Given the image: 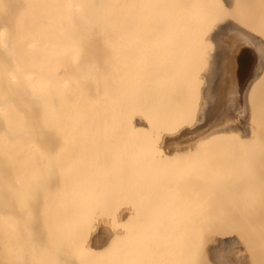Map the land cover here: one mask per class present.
Wrapping results in <instances>:
<instances>
[{"label": "bare ground", "instance_id": "6f19581e", "mask_svg": "<svg viewBox=\"0 0 264 264\" xmlns=\"http://www.w3.org/2000/svg\"><path fill=\"white\" fill-rule=\"evenodd\" d=\"M132 2L133 0H0V264H135L133 262L136 258V264H168V255H171L170 264L175 261H178V264H189L190 256L196 250L194 249L193 253L188 252L185 246L190 236L185 238L186 235L182 231L186 233L188 228L192 230L191 225L193 226L197 219L206 224L208 217L215 214L209 204H204L209 208H205L203 204H199L200 207L194 204L198 207H195L197 212L200 210V215L196 210H190L194 217L195 213L197 216L194 224H187V218H191L188 213L191 212L186 211L184 215L185 209L182 208L189 210L193 201L186 204L185 196L180 195L185 194L181 189H177L180 190L178 195L173 194L178 193L175 191V185L187 193L186 189L192 184H188V187L183 185L188 178L182 180L181 175L188 177L189 171H186V175H183L186 172L177 171L180 166L176 165L174 159H178L180 151L190 152L197 140L209 136L210 134L203 133L213 124L231 125L244 117L245 94L249 95V88L255 79L261 51L245 33L240 34L234 30L227 33V28L224 35L222 32L218 33L217 38L224 42L227 49L224 51L227 55L226 74L221 77L218 96L210 102L212 106L217 102L218 105L214 111H208L204 125L187 127V102L183 110L177 109V103L172 106L171 112L166 114L165 108L158 100L159 88L167 85L164 75L160 74L159 77L148 81V96L140 90V75L136 73L135 67L138 61L134 62L133 58H130L132 42L129 35L135 29L140 31V28L134 25L135 6ZM142 2L143 0L140 1ZM141 21L143 20H137ZM161 38L163 41L164 37ZM223 67L224 65L220 69L222 72ZM151 86L154 89L153 94L150 92ZM172 94L169 89L166 95L168 103ZM150 99L156 103L154 108L148 110L143 103ZM143 133L149 140L161 142L166 146V150L160 149V156H154L156 151L148 149L150 141H145L144 145V142L139 140ZM174 144L184 147L174 149ZM263 144L264 142L260 141V151H264ZM165 154L173 155V160H167ZM123 157L129 159L126 173L132 177L126 173L121 174L120 169L123 170L122 166L125 165L123 163H127ZM144 158L147 161L149 159L153 166L149 161L145 162ZM187 158L189 161L184 165L185 169H189L193 163L190 161V153ZM116 159L118 163H114ZM120 159H123V163ZM112 160L111 165L117 170L109 169L112 168L109 162ZM156 166H159L158 169ZM168 166L176 173L170 174L169 169H165ZM83 171L85 173L82 175ZM78 173L81 174L79 179L75 175H79ZM197 173L208 175V172ZM123 176H129V181L127 177L124 180ZM189 177L193 178L191 175ZM177 184L180 185L177 187ZM39 185L41 186L38 187ZM81 185L86 189H81ZM126 185L128 188L132 187L131 191L126 189ZM183 186H186V189ZM97 189L101 191L98 192ZM80 190L84 191L86 200L82 198ZM261 190L264 192L263 189H260V192ZM95 191L100 196L93 193ZM84 193H88V196ZM105 193L110 201L107 197L103 199ZM76 196L80 198L77 199ZM86 196L88 203L95 197L96 204L93 203L94 199L91 202L93 206L89 207ZM262 196L260 198H263ZM178 197L184 199L183 202ZM76 199L81 201L79 205ZM84 201L88 206L85 203L83 206L80 204ZM260 203L259 207H263L264 202ZM31 205L36 206L33 211L30 209ZM260 210L258 212L264 214ZM221 214L223 213L216 212L214 217ZM239 216L237 221H241L240 218L243 217L245 220H242L246 221L245 215ZM250 216L257 218L255 215ZM33 218L41 226L31 234L29 220ZM201 218H206V221ZM254 218L252 221L257 225L258 221ZM249 220L252 222L250 218ZM183 221L186 222L184 225L189 227L183 226ZM109 223H113L115 227ZM197 225L200 227V223ZM204 225L201 224L203 227ZM254 226L255 224L253 228ZM131 228L134 232H130ZM140 228H143V231ZM227 228L224 233L219 229H205L206 232L209 231L205 233V245L216 241L213 240L214 235L217 240L220 239L219 236L226 238L220 239L222 243L220 240L213 244L210 242V246L207 245L208 248L203 249L204 259L210 264H245L248 260L245 262L240 254L241 247L237 243L239 241L233 236L227 238L235 228L228 229L229 231ZM190 230L186 234L193 233ZM235 232L239 234L240 231ZM182 233L185 236L182 237ZM224 234L227 236L224 237ZM26 235L31 244L24 247L22 243ZM127 237L130 243H127ZM258 237L259 234L256 239ZM142 239L146 241L141 242ZM118 240H122L123 244ZM126 244H130V247L128 245L125 248ZM149 244L156 247L151 248ZM173 244L178 247L177 250ZM247 244L246 249L252 251ZM128 249H135L136 252L132 251V255ZM158 249L162 251L158 252ZM171 249L176 251L175 258L167 253L171 252ZM153 251L158 252V256H155ZM122 252L131 255L130 258L134 256L131 258L134 261H124L129 257H125ZM160 253L163 257H160ZM172 258L177 259L173 261ZM254 260L250 259L252 263Z\"/></svg>", "mask_w": 264, "mask_h": 264}, {"label": "rangeland", "instance_id": "374dc122", "mask_svg": "<svg viewBox=\"0 0 264 264\" xmlns=\"http://www.w3.org/2000/svg\"><path fill=\"white\" fill-rule=\"evenodd\" d=\"M140 1L141 0H133V2H132V4L135 6V9H133L134 25L135 26L137 25L140 28V31L137 32V30L135 29L129 35L131 37L130 42H132V48L130 49L131 50L130 52H132V54H130V53L129 54L131 55L130 58L131 59L133 58V61L134 60L138 61V62L136 61L137 66H135L134 63H133V66L136 67V73L138 75H140V77H139L140 84H141L140 90L144 91L147 94L148 93V89H147L148 81H152L156 77H159L160 74L164 75L166 77V79L164 81L167 83V85L164 84L159 88L160 89L159 90L160 96H158L159 97L158 100L161 101L160 103L162 104V107L165 108L166 114L171 112L172 106L174 104L178 103L177 109L179 108V110H183V108H185L186 104L188 103V105H189L188 110L189 111H188V117L186 118L187 127H194L196 125L199 126L201 124L204 125V123L207 119L208 111L211 109H213V111H214L218 105V102H217L216 104L213 103V106H212V105H210V102H211V99L216 98V96H218V94H217L219 92L218 87L220 88V86H221L220 80H221V77L222 76L224 77L226 74L225 68L227 65V60H226L227 55L224 54V51L227 49L225 48L224 42L217 38L218 33L220 34L222 32V35H224L226 33L225 28L228 29L227 33H229L230 31L233 32V30L237 33H240V34L245 33L248 36H250V38L256 43V46L258 47L259 51H261L260 63L258 64L255 79L252 81L251 87L249 88V95L245 94L246 100H245V105L243 108V111H244V117L242 118L243 120L238 119L236 121V123H233L231 125H224L223 124L220 126L219 125L216 126L215 124H213L209 130H207V131L205 130V132L203 133L204 135L206 133H208L210 135L207 136L206 138L200 140V141L197 140L196 144H193V146H194L193 150H191L190 152L187 150L180 151L178 159H174V160H176L175 161L176 165L180 166L179 169L177 168V171H181L182 173L189 171V174L186 172V173H183V175L188 174L189 176L191 175L193 178H191L189 176L187 177V175L185 177H183L181 175V177H182V180H183V178L189 179L188 182H187L188 179L185 180V184H183V185L187 186L188 184L189 185L192 184V186H189V187L187 186L189 189L188 188L186 189V186H183V187H185L186 190H188L186 193L183 188H180V186H179L180 184H177V187L178 186L179 187L176 188V185H175V189H176L175 191H177L178 193L177 194L172 193V194L178 195L180 190H177V189H181V192L182 193L184 192L186 195L185 194H180V195H182V196L184 195L185 200H187L186 198H189V200L185 201L184 199H181L179 197L178 198L181 199L182 202H183V200L185 203L187 202L186 204H188V201H189V203H191L193 201L191 203L192 204L191 207H189V210H188V208L186 210V207L182 208V209H185L184 215H185L186 211H190V210L191 211L196 210L195 212L198 213L200 210L197 212V209H196V208H198V207H196L197 204L198 205L199 204H203V205L209 204V205H211V210H213L215 213L214 214L213 211L208 210V211L212 212V215L213 214L214 215H213V217H210V216L208 217L209 219H207L208 222H206V224L197 221L198 219L195 221V217L197 216L196 213H195V215H196L195 217L193 216L194 213L192 214L191 211H190L191 213H188L190 215L189 217H191V218H187L189 220V223H187V224L190 225V224H194L196 222L195 223L196 225L195 224L193 225L195 227H193L191 225L192 230H190V228H188V230H190L191 232L193 231V233L190 234V232H189L188 234H186L188 231V230H186L187 228L186 229L184 228L186 230V233L184 231H182L186 235L185 238H187L188 235L190 236L187 238L188 244H186V246H185L186 249L188 250V252L190 251V253H193L194 249L196 250L193 255L191 254V256H190L191 258L189 259V264H210L209 262L206 261V259H204L205 255L203 256V253H204L203 249H207L208 246H210V244H211L210 242H212V244H213L214 242L216 243V241L219 242V240L222 238H221V236H219L220 239L218 238L219 240H217L216 235L213 234L214 235L213 237L215 238L213 240H216V241H210L209 244L205 245V240H204V238L206 239L205 233L209 232L211 230V228H212V230L214 228V230L216 229L217 231L219 229L221 232L223 231V233H224V231L226 230L227 227H228L227 231H229L228 229L231 230L234 228L237 231V233L240 231L239 234H236L235 230H233V231L231 230L230 231L231 234L229 233L230 235H228V236H227V234H224V237L227 236V238L228 237L231 238L233 236L234 239H236V241L238 240L240 242V243L237 242L241 247L240 248V254L244 258L245 262H246V260H248L245 264H247V263L248 264H253V263L264 264V227H263L264 226V224H263L264 214L263 213L261 214L260 212H258V210H260V209H262V211L260 210L261 212H264V209H263L264 203H263V207H259V204H261L260 202H264L263 201L264 197L262 196V195H264V192L262 190H261L262 192H260V189L264 190V151H260V141L264 142V107H263V105H264V56H262L264 54V0H143L142 3H140ZM138 19H142L143 21L137 22ZM161 36L164 37L163 41H161L162 40ZM224 61H226V62H224ZM223 65H224V67H223V72H222L220 69ZM169 89L172 91L173 94L171 95L172 96L171 100L168 103L167 99H166V95H167ZM220 91H221V89H220ZM150 92H151V94L154 93V89L152 88V86H151ZM147 96H148V94H147ZM261 98H262V103L260 104ZM155 103H156L155 101H151V99H150V101H148V102L146 101V103H143V105L148 110H150L151 108H154ZM242 115H243V112H242ZM213 132H214V134H213ZM144 134L145 133H143V135L139 138V140L142 143L144 142V145H145V141L149 140V138H147ZM148 137H150V136L148 135ZM149 141L150 142L148 144V149L150 148V149H153L154 151H156L154 156H160V154L162 153V150L163 151L166 150V146L163 145L161 142L155 143L154 141H151V139ZM257 144L259 145V147ZM172 146H173L172 148H174V147H178V148L182 147L183 148L184 147V146H178L177 144H174ZM263 148H264V144H263ZM160 149H162V150L160 151ZM174 149H177V148H174ZM189 153L191 154V159H192L190 161H192L193 163L189 169H187V167L185 169L184 165L186 164L187 161H189V159L187 158ZM141 157H142V155H141ZM164 157H166L167 160H173V158H172L173 155H171V154L170 155L165 154ZM125 158L127 159L128 157H125ZM123 159H124V157H123ZM126 159H124V160L127 163H123L122 160L120 159V162L125 164L124 166H122L123 170L120 169L122 171L121 174H125L127 172V169L129 168V163H128L129 159H127V161H126ZM140 159L141 158H139V160ZM108 160H110V159H108ZM133 161L134 160H132L131 163ZM138 161H135V162H137V164H138L139 163ZM146 161H147V159H145V162ZM148 161H149V159H148ZM148 161H147V163H148ZM153 161H155V160H153ZM106 162H107V160H106ZM109 162H110V166H112L111 163H113V160L109 161ZM115 162H117V159L114 160V163ZM149 162H150V165H152L151 161H149ZM108 163H105V164H108ZM98 164H100V163H98ZM116 165H115V167H116ZM134 165L136 166L135 163H134ZM144 165H141V166H144ZM160 165H161V163H159V166ZM96 167H98V166H96ZM158 167H157V169H158ZM171 168H173V167H171ZM109 169L117 170L113 166H112V168L110 167ZM165 169H169V166H168V168H165ZM111 170H108V171H111ZM142 170H144V169H142ZM174 170H176V169H174ZM84 171H83V173L81 172L82 175L85 173ZM133 171L136 172V170H134V169H133ZM157 171H159V170H157ZM160 171H161V168H160ZM162 171H163V169H162ZM199 171L200 172L202 171L205 173L208 172V175L202 176L203 175L202 173H199V174L197 173ZM150 172H151V170H150ZM166 172H168V171H166ZM169 173L175 174L176 171L169 169ZM177 173L179 174V172H177ZM190 173H192V174L194 173L195 175H192ZM81 174H79V175L75 174V175L78 178L79 176H81ZM132 174H134V173H132ZM127 175H130V177H132L131 174H129V173ZM72 176H74L73 173H72ZM195 176H197V177L195 178ZM125 177L128 178L129 176H125ZM125 177L123 178L124 180H125ZM129 178H128V181H129ZM193 180H195V181L192 182ZM130 181H132V180H130ZM186 182H187V184H186ZM118 183L119 182H116V184H118ZM40 186L41 185H39L38 187H40ZM111 187L109 189H111ZM116 187H117V185H116ZM158 187H159V185H158ZM80 188L86 189V187L85 186L82 187V185ZM114 188H115V186H114ZM122 188H124V187H122ZM127 188H128V186L126 185V189ZM130 188H132V187H129L128 190ZM151 188L155 189V187H151ZM85 189H83V190H85ZM172 189H174V188L172 187ZM100 191L101 190H98V192H100ZM130 191H131V189H130ZM79 192L83 195L84 191L80 190ZM79 192H78V194H79ZM85 192H89V191L85 190ZM106 192H107V189H106ZM48 193L50 194V192H48ZM93 193L96 194L97 192L95 191ZM125 193H126V191H125ZM78 194H77V196L80 195V194L79 195ZM87 194H85V195H87ZM89 194H91V193L89 192ZM82 195H80V196L82 197ZM96 195L100 196L98 194H96ZM104 196L105 197L103 199H105L107 197V194ZM260 196H262L263 198H260ZM84 197L85 196L83 195L82 198H84ZM78 198H80V197H77V199ZM108 198H109V196L106 199H108ZM191 198H192V200H190ZM84 199L86 200V198H84ZM94 199H95V197H94ZM101 199H99V200H101ZM176 199H177V197H176ZM93 200H91V202ZM108 200H106V202ZM181 200H179V201H181ZM257 200H259V201H257ZM75 202H72V203H75ZM79 202H81V201L77 200L76 203H78V205H79ZM91 202H89L90 203V205H89L88 197H87V203H88L89 207L93 206V203L96 204V199L93 201L92 205H91ZM102 202L104 203L103 200H102ZM182 202H179V203L182 204ZM84 203H85V205L87 204L86 201H84L83 204L82 203H80V204L83 206ZM129 203H130V201H129ZM186 204H183V205H186ZM194 204H196V205H194ZM75 205H77V204H75ZM88 205H86V206H88ZM130 205H131V203H130ZM251 205H253L254 208ZM186 206L188 207V205H186ZM250 206H251L252 210H251ZM260 206H262V205H260ZM34 207H36V206L35 205L30 206L31 211H33ZM199 207H200V205H199ZM207 207L209 208L208 205L205 206V208H207ZM130 209H132V208H130ZM176 210H177V208H176ZM203 210H204V208H203ZM247 210H249V211H247ZM172 211H174V210H172ZM178 211H180V210H178ZM244 211L245 212L247 211L246 213L249 216H250V214L255 215V217L260 218V219L257 220V218H254V216L249 217L248 215H247L248 216L247 217L246 213H244ZM250 211L251 212L254 211L255 214H254V212L252 214ZM216 212H218L219 214L220 213H223V214H221V216L217 215V217H214L216 215ZM257 212H258V214H257ZM207 213L209 215L211 214L210 212H207ZM207 213H205V215ZM180 214L181 213H179V215ZM182 214H183V212H182ZM201 214L204 215V213H201ZM241 214L243 216L245 215V217L247 218L246 221H243V220H245L244 217L242 218L243 220L240 218L241 221H237L238 216L240 215L239 217H241ZM256 214L257 215L261 214L262 217L261 216L258 217ZM199 215H200V212H199ZM32 216L34 217V215H32ZM186 216H188V215H186ZM218 216H220V217H218ZM206 218H204V219L201 218V219L206 221L205 220ZM211 218H213V219H211ZM218 218L219 219L222 218L223 220L222 221L218 220ZM249 218L251 219V221L253 220V218L256 219L255 221H258L257 222L258 224L256 225V222H253V221L250 222ZM187 219H186V222L188 221ZM201 219H199V220L201 221ZM225 219H226V221L224 222ZM232 219H233V221H232ZM235 219H236V221H235ZM247 220H249L248 222L253 223V225L255 224L254 228H253L252 224L251 225H250V223L248 224ZM219 222H222V223H219ZM239 222H240V224H238ZM134 223H135V221H134ZM159 223H161V222H159ZM159 223H157V224H159ZM182 223H183V226H185V227L187 226V225H184L185 224L184 221ZM197 223L198 224L200 223V227L197 225ZM109 224H111V223H109ZM201 224H203V225L205 224L206 225V226L204 225L205 228L203 226H201ZM221 224H223V226ZM112 225H114V224L112 223L111 226ZM139 225H140V223H139ZM161 225L163 226V223ZM40 226H41L40 223H38L34 218L29 220V227L31 229V234L34 230L37 231L38 229H40ZM125 226H127L126 223H125ZM250 226H252V227H250ZM256 226H257V228H256ZM114 227H115V225H114ZM130 227H128V228H130ZM138 227H137V229H139ZM153 227H154V225H153ZM187 227H189V226H187ZM248 227H250V228H248ZM208 228H209V231L206 232V230H208ZM137 229H135V233H137V231H136ZM140 229H142V231H143V228H140ZM243 230H244V232H242ZM255 230L258 231L259 233H257ZM131 231H132V228H131L130 232ZM145 231L143 233H145ZM227 231L225 233H227ZM132 232H134V231H132ZM146 232H148V231H146ZM214 232L216 233V231H214ZM254 232H255V234H254ZM138 233H140V232H138ZM128 234H130V233L128 232ZM184 234L182 235V237L185 236ZM258 234L260 237H258L256 239V236H258ZM137 235H141V234H137ZM143 235H145V234H142V236ZM161 235H162V233H161ZM220 235H222V234H220ZM239 235L242 237H239ZM159 236H160V234H159ZM25 237L26 238H24L25 240L22 243V245L24 247L26 245H28L29 243L31 244V242H29V240L27 239L28 235H26ZM208 237H209V235L207 236V238ZM225 238L222 240H225ZM244 238L246 239V241ZM127 239H128V237H127ZM143 239L141 240V242L147 240L146 238H145L146 240H143ZM196 239L198 241H195ZM242 239H244V240H242ZM133 240L135 241V239H133ZM148 241L149 240H147V242ZM208 241H209V239H208ZM121 242H122V240H121ZM121 242L119 241V243H121ZM128 242H129V239H128L127 243ZM172 242H173V240H172ZM175 242L177 244V241H175ZM206 242H207V240H206ZM168 243H169V241H168ZM220 243H222L221 240H220ZM246 243H248L247 245H249V248H251L252 251H250V249H246L247 248ZM121 244H123V243H121ZM153 244L155 245V243H153ZM170 244H168V245L170 246ZM150 245L151 244H149V246ZM154 245L152 247L151 246L150 247L151 248L156 247ZM126 246L130 247V244H126L124 247L126 248ZM163 246H164V244H163ZM173 246H174V244H173ZM173 246H171V248H173ZM255 246H257V247H255ZM174 247H176V245ZM183 247H184V245H183ZM131 248H132V245H131ZM131 248H129V249L131 250ZM139 248L141 249V247H139ZM177 248L178 247H176L175 250H177ZM135 249H134V251H135ZM169 249H170V247H169ZM128 250H125V251L128 252ZM130 250H129L130 253L134 252L133 250H132L133 252ZM153 250H155V248ZM160 250L161 249H158V252H160ZM171 250H172L171 252H167V253L172 254V257L174 256V258H175V252L176 251H174L173 249H171ZM248 250L250 252H252L251 254H253V259H252L250 252ZM121 251H122V249H121ZM156 251H153V252L156 253L155 256H158L157 255L158 252H156ZM253 252H255V253H253ZM122 253H121V255H122ZM141 253H143V251H141ZM141 253H140V255H141ZM149 253L151 254V251ZM163 253H164V251H163ZM121 255H119V257H121ZM126 255H125V257L128 256V255L127 256ZM132 255H134V253ZM159 255H160V257L161 256L163 257V255H161V253ZM129 256H131V255H129ZM168 256H170V259H171V255H168ZM245 256H246V258H245ZM254 256H256V257L254 258ZM119 257L117 256V258H119ZM133 257H131V258L133 259ZM138 257L140 258L139 254H138ZM131 258L129 257L124 261H127L128 259L132 260ZM177 258H178V256H177ZM157 259H158V262H160L161 259L159 257ZM166 259H167V257H166ZM170 259L167 260L168 264H170L172 262ZM250 259L251 260L255 259L257 262L254 260L255 262L253 261V263H252L250 261ZM134 260L137 261V258ZM134 260H132V261H134ZM172 260H173V258H172ZM175 260H173V261H175ZM135 261L133 263L136 264ZM177 262L175 261L174 264H178ZM122 263H124V262H122ZM137 263H138V261H137Z\"/></svg>", "mask_w": 264, "mask_h": 264}]
</instances>
